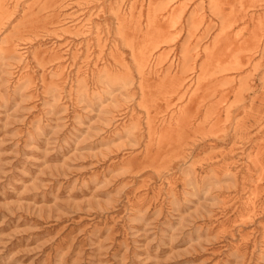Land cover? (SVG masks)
<instances>
[{"label": "rangeland", "instance_id": "374dc122", "mask_svg": "<svg viewBox=\"0 0 264 264\" xmlns=\"http://www.w3.org/2000/svg\"><path fill=\"white\" fill-rule=\"evenodd\" d=\"M87 1L0 0V264H264V0Z\"/></svg>", "mask_w": 264, "mask_h": 264}, {"label": "bare ground", "instance_id": "6f19581e", "mask_svg": "<svg viewBox=\"0 0 264 264\" xmlns=\"http://www.w3.org/2000/svg\"><path fill=\"white\" fill-rule=\"evenodd\" d=\"M86 1H87V0H86ZM95 1H97V0H95ZM87 2H88V1H87ZM117 2H118V1H117ZM128 2H129V1H128ZM255 2H256V0H255ZM14 3H15V2H14ZM115 3H116V2H115ZM83 4H84V3H83ZM118 4H120V3H118ZM118 4H117V5H118ZM151 4H152V3H151ZM254 4H255V3H254ZM12 5H13V4H12ZM141 5H142V4H141ZM3 6H4V5H3ZM20 6H21V5H20ZM85 6H86V5H85ZM120 6H121V4H120ZM123 6H124V5H123ZM127 6H128V5H127ZM145 7H146V6H145ZM134 8H135V7H134ZM141 8H142V7H141ZM2 9H3V8H2ZM13 9H14V8H13ZM27 9H28V8H27ZM27 9H26V10H27ZM251 9H252V8H251ZM3 10H4V9H3ZM3 10H1V5H0V12L3 11ZM5 10H6V9H5ZM10 10H11V9H10ZM6 11H7V10H6ZM6 11H5V12H6ZM8 11H9V10H8ZM13 11H14V10H13ZM126 11H127V10H126ZM243 11H244V10H243ZM245 11H246V10H245ZM245 11H244V12H245ZM11 12H12V10H11ZM140 12H141V11H140ZM14 13H15V12H14ZM247 13H248V12H247ZM5 15H7V14L5 13ZM5 15H1V16H5ZM121 15H122V12H121ZM261 15H262V14H261ZM8 16H9V14H8ZM6 17H7V16H6ZM261 17H262V16H261ZM7 19H8V18H7ZM62 20H63V19H62ZM64 20H65V19H64ZM64 22H65V21H64ZM121 22H122V21H121ZM126 23H127V22H126ZM58 24H59V27H60V23H58ZM123 25H124V24H123ZM123 25H122V26H123ZM83 26H84V25H83ZM85 26H86V25H85ZM124 27H125V25H124ZM244 27H245V26H244ZM262 32H263V31H262ZM238 35H239V34H238ZM261 35H262V33H261ZM236 36H237V35H236ZM237 37H238V36H237ZM11 45L13 46V43H12ZM11 48H12V47H11ZM12 50H13V49H12ZM112 55H113V54H112ZM142 55H143V54H142ZM20 56H21V55H20ZM22 57H23V59H24V56H23V55H22ZM142 57H143V56H142ZM144 57H145V56H144ZM121 58H122V57H121ZM98 59H99V58H98ZM145 59H146V57H145ZM145 59H144V60H145ZM147 59H148V58H147ZM99 61H100V60H99ZM119 62H120V61H119ZM141 62H142V61H141ZM211 62H212V61H211ZM148 63H149V61H148ZM146 66H147V65H146ZM148 71H149V70H148ZM154 73H155V72H154ZM157 73H158V72H157ZM145 74H146V73H145ZM191 85H192V84H191ZM186 87H187V86H186ZM187 90H188V89H187ZM187 90H186V91H187ZM146 91H147V89H146ZM147 92H148V91H147ZM147 98H150V97H147ZM149 102H150V100H149ZM150 105H151V104H150ZM146 106H147V105H146ZM146 109H147V108H146ZM148 112H149V111H148ZM173 114H174V113H173ZM151 116H152V115H151ZM149 117H150V116H149ZM160 119H161V118H160ZM149 120H151V119H149ZM161 121H162V119H161ZM161 121H160V122H161ZM165 122H166V121H165ZM166 123H167V122H166ZM166 123H164V124H166ZM151 125H152V123H151ZM160 125H161V124H160ZM152 127H153V126H152ZM149 128H150V127H149ZM158 128H159V127H158ZM151 132H152V131H149V133H151ZM154 132H155V131H154ZM153 134H154V133H153ZM154 135H155V134H154ZM151 136H152V135H151ZM155 138H157V134H156V137H155ZM166 184H167V183H166ZM171 186H172V185H171ZM171 186H170V187H171ZM168 189H169V188H168ZM170 190H171V188H170ZM156 191H157V190H156ZM157 193H158V192H157ZM165 194H166V193H165ZM166 196H167V195H166Z\"/></svg>", "mask_w": 264, "mask_h": 264}]
</instances>
